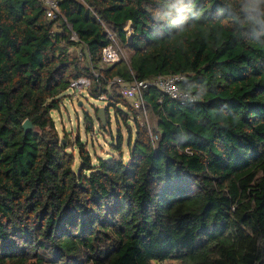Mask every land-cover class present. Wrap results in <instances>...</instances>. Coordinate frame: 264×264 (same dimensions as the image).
Listing matches in <instances>:
<instances>
[{
  "label": "trees",
  "instance_id": "obj_1",
  "mask_svg": "<svg viewBox=\"0 0 264 264\" xmlns=\"http://www.w3.org/2000/svg\"><path fill=\"white\" fill-rule=\"evenodd\" d=\"M60 10L0 0V264H264V0H60ZM111 34L128 60L104 62ZM177 74L193 98L142 91L150 128L110 83ZM80 78L91 85L71 95ZM101 94L106 125L100 107L83 124L109 132L118 156L62 137L53 116L72 96ZM112 107L118 125L135 126L127 160Z\"/></svg>",
  "mask_w": 264,
  "mask_h": 264
},
{
  "label": "rangeland",
  "instance_id": "obj_2",
  "mask_svg": "<svg viewBox=\"0 0 264 264\" xmlns=\"http://www.w3.org/2000/svg\"><path fill=\"white\" fill-rule=\"evenodd\" d=\"M119 46V45H118ZM120 48V46H119ZM120 51L122 53V55H124V57L128 60V56L129 53L120 48ZM82 93L85 95L86 91H82ZM84 95H78V97H73L72 96V100L74 101V103L70 104V101H68L66 99L67 102V108H63L61 111L58 112H54L53 116L56 120V122L58 123L57 127L60 131L61 136H65L66 134V130L69 133V136L71 138V141H75L76 137L78 135H80V138L87 141V145L90 149L93 150V154L95 153V155H104L106 156L107 154H114L116 156H118L120 153L119 151L115 148V145L111 146V142L109 141V139L111 138V135L109 132L106 133H100V132H96V134H94V132H87L85 131V123L83 124V121L87 115V113H90V115H92V117H94L95 119V112L96 109L98 107H104L107 105V101L104 100H100L96 97H84ZM64 98H69V97H64ZM64 105L65 101H63ZM76 102V103H75ZM79 103H81V105H79ZM75 104V106H74ZM62 113V116H60ZM110 113H111V117H112V134L114 139L116 140L118 137V133L119 131L123 134L124 136V144L122 146V154H123V158L124 160H127L129 158V149L127 146V138L129 135H132V140L135 139V126L133 121L130 120L129 124L130 126H127L125 121L121 120L120 124L118 125L116 123L115 120V111L114 108L112 107L110 109ZM149 117L145 118V121H147V123H149V125L151 126H156V120L155 117L152 116V114L149 112ZM70 118H72L71 123H70ZM60 119V120H59ZM78 119H81L80 121H78ZM59 120V121H58ZM84 125V126H83ZM93 144V145H92ZM104 146V147H102ZM71 150H73V152L77 155L78 151L75 148H70ZM94 150H96V152H94ZM92 154V156L94 157V155ZM79 158H76V162L77 164H79ZM175 261H166L163 262V264H175Z\"/></svg>",
  "mask_w": 264,
  "mask_h": 264
},
{
  "label": "built area",
  "instance_id": "obj_3",
  "mask_svg": "<svg viewBox=\"0 0 264 264\" xmlns=\"http://www.w3.org/2000/svg\"><path fill=\"white\" fill-rule=\"evenodd\" d=\"M45 4L47 7V15L51 18H57L61 15L60 10V0H39ZM126 29L130 28V24L126 25ZM112 43L104 47L102 52V57L105 63L114 64L119 62L122 57V53L118 46V43L111 34ZM73 38L77 39L76 34L73 35ZM98 75V74H97ZM184 79V75H158L154 79H145V80H133L131 82H126L123 78L116 76L110 80L112 85H116L119 89V92L127 99L131 100L135 109L140 111L139 119H144V124L150 128L149 123L145 121V118L148 117V112L145 106L143 99L142 91L145 89L155 86L159 88L164 93L170 95L172 98L183 100V99H192L193 97L187 93L183 92L180 89V83ZM91 85V81L87 78H80L73 80L71 82V92L73 95L74 92L81 91L88 88ZM99 99L106 100L108 96L106 94L99 95ZM100 124L96 125V128H99ZM151 137L153 140L158 139V134H153L150 131Z\"/></svg>",
  "mask_w": 264,
  "mask_h": 264
},
{
  "label": "water",
  "instance_id": "obj_4",
  "mask_svg": "<svg viewBox=\"0 0 264 264\" xmlns=\"http://www.w3.org/2000/svg\"><path fill=\"white\" fill-rule=\"evenodd\" d=\"M106 110H107L106 107H100L99 111H98V118L104 125H106V119H107V115H106L107 111ZM23 127L25 128V130H30V129L34 128V125L32 124V122L30 120L27 119L23 123Z\"/></svg>",
  "mask_w": 264,
  "mask_h": 264
},
{
  "label": "clouds",
  "instance_id": "obj_5",
  "mask_svg": "<svg viewBox=\"0 0 264 264\" xmlns=\"http://www.w3.org/2000/svg\"><path fill=\"white\" fill-rule=\"evenodd\" d=\"M129 25V24H128ZM122 56H124V55H122ZM117 63V62H116ZM98 99H99V96H98ZM101 100V99H100ZM107 100V99H106ZM105 107V106H104Z\"/></svg>",
  "mask_w": 264,
  "mask_h": 264
}]
</instances>
